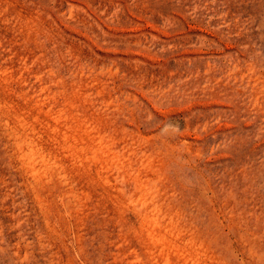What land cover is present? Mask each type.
<instances>
[{"label": "rangeland", "instance_id": "rangeland-1", "mask_svg": "<svg viewBox=\"0 0 264 264\" xmlns=\"http://www.w3.org/2000/svg\"><path fill=\"white\" fill-rule=\"evenodd\" d=\"M0 264H264V0H0Z\"/></svg>", "mask_w": 264, "mask_h": 264}]
</instances>
